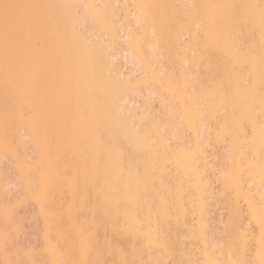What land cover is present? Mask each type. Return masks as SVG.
Returning <instances> with one entry per match:
<instances>
[{
    "label": "bare ground",
    "instance_id": "obj_1",
    "mask_svg": "<svg viewBox=\"0 0 264 264\" xmlns=\"http://www.w3.org/2000/svg\"><path fill=\"white\" fill-rule=\"evenodd\" d=\"M126 1L0 0V5L4 3L56 5L59 7L41 8L34 11L49 19L64 17L68 20L66 24L57 25L54 22L46 24L35 38L29 53L31 65L30 91L25 94H21L12 83L6 87L4 42L2 30H0V264H10L12 261L21 260L40 261L42 264H55L59 260H91L93 262L100 261L101 264H119L125 259L139 262L162 261L163 264H179L184 258L186 261L182 260L181 263L190 261L192 257L190 258L185 252H181L182 255L185 254L184 258L181 254L178 256L179 252L186 248L185 239L180 242L179 237L193 234L191 229L188 230L189 227L186 225L188 222L185 221L184 215L186 216L188 209L194 204L191 203L195 201L192 196H196L197 204L201 207L199 209H203V198L208 195L214 196L217 193H214L216 187L212 185V190L211 187L208 189V191L211 190V193L204 195L206 184L209 186L208 184L212 181L206 182L209 172L207 175L203 174L199 164L202 161V165L210 166L211 169L213 162L211 163L210 159L207 161L205 154H199V150L204 145L203 141L207 140L209 133L212 134L209 130L216 129L218 124L217 132L216 130L213 132L214 138L217 136L214 141L217 142L218 139L219 143L224 142L221 143L223 147L230 143L229 146L220 147L223 148V152L225 149L228 154L230 151L247 148L249 137L245 135L246 132L259 126L261 107L258 69L254 106L249 113L241 105L243 92L241 80L245 79L246 76L239 71H226V57L223 52L217 47L205 49L203 45L201 47L200 43H203L204 36L202 20L206 16L224 17L231 11L205 6L255 5L254 8L243 10L246 15L254 18L255 24L251 28L245 29L242 38L253 49L258 63L261 43L260 0H129L133 4L136 3V8L131 5L130 7L127 6ZM166 1L167 3H165ZM193 4L202 7H190ZM69 5L103 7L80 9V14L83 15L80 17L77 14L79 9L65 7ZM122 5L124 8H122L123 18L126 17L128 22L124 24H128L132 28L123 24V19L119 13ZM87 19L92 20L95 24L92 22L90 24L93 26L86 24ZM170 24L171 26L173 24L174 29L171 28ZM135 25H139L141 28L139 35L134 31ZM196 31H200L202 34H199L200 36L197 34V37ZM169 33H172V37L174 35V40H169L171 38ZM180 33L182 36L185 34L189 36V40H187L186 50L184 45V47L181 46L185 52L181 57L178 56V59L175 57V52L172 54L167 46L171 47L173 43V48H176L175 44L181 48ZM104 35H107V38ZM153 35L157 37L154 36L157 41L153 40ZM164 43H166L167 49L162 46L163 50L161 51V44ZM142 44L146 52H144ZM158 47H160L159 53L156 51ZM199 48H203L202 52ZM178 51L176 50L177 55ZM155 52L158 54L164 52V57L170 52L173 58L178 59L179 65L175 64V60L173 62L170 60L172 55L168 53L171 57H167L174 67H171L168 62L167 66L164 65L168 68H164L163 71L161 68L166 57L161 62V54L158 55V59ZM153 61L159 65L162 64V67L160 65L161 68H158L156 63L153 64ZM201 65H204L205 70L203 69V71H205L206 78H203L205 81L207 80L205 82L207 86L204 83V89L202 85H199L201 84L199 82L201 76H198V80L196 77V81L193 80V82H198L192 91L197 90L193 92L195 95L193 94L192 98H199L201 101V96L207 97L215 92L221 80L226 79L232 86L234 101L225 104L219 95L212 101L203 100L201 106L207 110L213 123L217 122V124H214L215 128L213 127V129L212 124L209 126L207 122V129L205 130L204 128H192L187 121H183L185 126L188 124L193 131V145L189 146L191 143L188 141L190 143L188 144L186 141L188 139L184 138L183 132L178 128L179 123L183 124L180 119L182 112L171 110L173 106L177 105L171 104V102L167 103L168 100H164L163 95L159 94L161 95L158 96L159 105L163 108V114L160 115L164 118L162 121L156 120L157 118L149 108L146 107L150 111L145 112L142 109L144 107L140 106V102L135 100L136 97L130 95V89L135 88L136 83L140 85L139 79L137 81L136 78L134 81L138 70L136 67H141L140 70L144 68L150 71L149 79L144 78L147 79L146 83L148 80H153L152 83L155 81L161 84L165 80V86L168 88L166 93L173 96L178 95L177 99L183 108L184 96L189 95L188 90L190 92L191 89L189 88L193 85H190L191 76L194 74H192L193 67L195 70L198 68L199 71ZM175 66L181 67L183 72ZM156 68L160 70L157 71ZM173 68L178 69L180 74L178 75ZM197 74L198 72L195 73L196 76ZM179 76L180 78H178ZM186 83L189 87L181 93L179 90L184 88ZM165 86L164 88L161 87V90L165 89ZM196 86H199V89ZM152 89L154 88L152 87ZM159 91L157 89L149 90L150 93L155 92V96ZM150 95L146 98L152 99L149 98ZM166 96L169 97L170 95ZM137 98L139 99V95ZM170 99L169 101H171ZM148 103L149 100L147 106H151ZM138 105L140 109H138ZM139 110L140 113L142 110L141 114ZM25 111L29 113V116L22 115ZM176 116L179 119L178 123L175 122ZM218 116L220 118H217ZM244 122H247L251 128L248 130L244 128ZM153 123H159L161 127L167 125V137L180 144L175 145L173 143L171 151L165 148L163 142L151 147L141 144L134 135V130L141 128L145 132L150 131ZM225 132L229 133V141L226 140L227 142L223 141L225 140ZM100 140H103L105 144L106 161L108 160L107 150L112 145L123 146L122 151L112 152L111 155L113 159L121 161L125 175L120 176L117 170L111 167L95 168V147ZM109 141L112 142L111 145H109ZM209 141L207 140L208 143ZM251 146L255 149L256 154L254 180L259 185L258 137L255 144ZM196 155L200 157L197 158L200 162L196 159L198 164L196 161L193 164L190 156ZM226 156L224 154L223 159ZM29 168L32 171L29 175L23 176L22 174ZM36 168H40L46 173L43 195H39L33 190V177ZM137 170L141 171L140 176L135 174ZM226 172L227 170L224 169L221 172L223 177L221 176L222 179H219L222 180L223 186L226 182L224 195L229 189L227 187L229 184L236 192L233 195L236 194L237 198L243 197L249 207L248 191L243 190L242 182L244 180L241 181L240 187H236L230 182ZM204 175L207 176V179ZM21 176L22 178L18 179ZM106 176L109 181L115 182L118 186L116 198L123 201L129 209L138 210L142 223L158 230L162 247L149 244L141 231L134 229L131 224L126 225L123 219L117 224L115 214L105 216L95 213L94 209L98 197L102 189L106 190L108 187L104 182ZM76 177H79L78 188L73 183ZM211 179L213 178L211 177ZM248 182L249 180L246 183L248 184ZM190 188L194 189L195 193L192 191L194 195H191V192V197L187 198L186 192L187 190L190 191ZM190 198L192 201L189 200ZM208 198L210 199V196ZM211 198L213 199V197ZM237 198H234V202L237 201L238 203ZM185 199L187 200L185 201ZM256 199L255 197L254 214L250 207L249 211L254 221L259 224L261 232L260 205ZM169 204L173 207L172 213L157 216L156 208L159 206L166 207ZM211 210H213L210 211L213 215L216 210L214 211V207ZM232 210L236 213L239 212L233 207ZM124 211L123 207L119 209L121 217H123ZM201 211L203 210H199V212ZM9 214H11L17 230L10 236L6 244L4 235ZM201 214L202 212L198 215L200 217L196 218V221L198 220L197 234L206 246L208 241L204 228L206 223ZM238 215L239 213L235 216ZM236 218L232 224L239 235L236 237L237 241L234 247L243 254L248 249V245L250 246L252 237L250 236V228L247 227L248 224L239 217ZM208 219L206 218L207 221ZM175 226H179V229L177 230ZM82 227L90 229L93 240L91 246L85 247L81 244L80 230ZM245 233L247 234L246 243L241 240ZM256 244L258 250L256 249L257 252L255 250L256 254L254 255L255 261H258L260 259L259 243ZM189 249H187V253L191 252ZM191 254L196 255L194 252ZM204 256L206 264H211V262L233 264L231 258L223 257L220 261L209 252H205ZM239 260H242V256H238Z\"/></svg>",
    "mask_w": 264,
    "mask_h": 264
},
{
    "label": "snow or ice",
    "instance_id": "obj_2",
    "mask_svg": "<svg viewBox=\"0 0 264 264\" xmlns=\"http://www.w3.org/2000/svg\"><path fill=\"white\" fill-rule=\"evenodd\" d=\"M59 7L56 5H40V4H26V3H4L0 5V30H2V38L4 42V61H5V84L6 87L9 83H12L17 87L21 94H25L30 91L31 85V65L29 53L35 38L39 35L42 28L50 23L54 22L57 25L68 23L67 18L57 17L49 19L39 15L36 9ZM65 7H72L76 9H84L91 7H103L95 5H69ZM192 8L202 7L198 5H191ZM205 7H218L231 10L227 16H206L202 20V26L204 31L203 47L205 49L217 47L226 57V71L231 70L233 72L239 71L246 76L241 80V87L243 92L241 94L242 107L251 113L256 91V76L258 69L259 86H260V120L258 128L253 127L246 134L249 137V147L240 149L237 151H231L227 154L223 163L227 166V176L230 182L236 187L241 186V181L247 173V179L251 181L248 183V200L249 207L255 209V194L252 191L254 186V164H255V149L251 146L254 145L256 139H259V176H260V223L261 232L259 235V255L258 261L253 260H239L236 264H264V0H260V15H259V29H260V52L257 63V58L254 55L253 49L243 40V33L246 28H251L255 24L253 17L245 14L243 10L254 8L255 5H215ZM79 14V13H78ZM67 38V37H66ZM189 85L186 83L184 88L180 89L181 93L185 92ZM219 95L225 104L234 101V95L232 86L228 81L221 80L218 88L215 92L211 93L207 97H201L202 100H215ZM182 114L180 116L181 121H187L192 128H204L207 129V110L196 102L194 98L184 96ZM23 116H29L27 111L22 113ZM181 129L183 124L179 126ZM168 127L167 125L161 127L159 123H153L151 130L145 132L141 128L134 130V135L137 140L146 147L155 146L158 143L163 142L165 148L169 151L172 150L173 141L167 137ZM224 137L227 140L229 133L225 132ZM54 143V141H52ZM112 142L109 141V145ZM212 149L211 141L199 150V154H210ZM123 150V146L112 145L108 150V160H105L106 150L103 140L98 141L95 147L94 154V166L99 169L101 167H111L117 170L120 176L125 175V169L119 159H113L112 152H120ZM193 164L197 159V156H190ZM31 168L24 172L22 175L27 176L31 172ZM140 176L142 173L137 170L135 173ZM46 173L41 171L40 168H36L35 176L33 177V190L39 195L44 194V177ZM22 178L18 177V179ZM105 184L108 185L106 190L102 189L100 196L98 197L95 205V213L105 216H113L115 214V222L120 223L121 219L124 220L126 225L131 224L134 229L142 232L144 239L151 245L161 246L162 241L158 230L153 229L150 226H146L141 222L139 211L129 209L127 205L116 198V192L118 186L115 182L109 181L108 177H105ZM73 183L79 185V177L74 178ZM124 208L123 217L119 214V209ZM173 207L171 204L168 206H159L156 208L157 216L160 214H171ZM15 222L12 220L11 214H9L8 222L5 226L4 240L7 244L10 236L16 231ZM81 244L85 247L91 246L93 240L88 227L81 228ZM245 233L241 240L246 243ZM10 264H42L40 261H12ZM55 264H101L100 261L91 260H59ZM119 264H163L162 261H129L122 260ZM189 264V262H184ZM211 264H218V262H211Z\"/></svg>",
    "mask_w": 264,
    "mask_h": 264
},
{
    "label": "rangeland",
    "instance_id": "obj_3",
    "mask_svg": "<svg viewBox=\"0 0 264 264\" xmlns=\"http://www.w3.org/2000/svg\"><path fill=\"white\" fill-rule=\"evenodd\" d=\"M128 1V2H127ZM126 1V5L127 6H129L130 7V5L131 6H133L134 8H136V3L135 4H133V2H131V1H134V0H131V1H129V0H127ZM130 2V3H129ZM165 3H167V1L165 2ZM133 4V5H132ZM119 5H121L120 3H119ZM124 5V4H123ZM123 5L121 6V12L119 11V13H120V17H122L121 19H123V24L126 22V23H128L126 20V17H124L123 18V16H124V12H123ZM135 5V6H134ZM132 7V8H133ZM123 8V9H122ZM133 8V10H135ZM79 15H80V17H83V15H81L80 13H81V10L79 9ZM77 13V14H78ZM92 22V20H90V19H87L86 20V24H89L90 26H93V25H91L90 23ZM171 23V22H170ZM92 24H95V23H93L92 22ZM88 25V26H89ZM125 26H127L126 24H124ZM139 25H135L133 28H135V30L134 31H136L137 32V34L139 35V32H141L140 31V26L138 27ZM170 26H171V24H170ZM173 27V29H174V26H173V24H172V26H171V28ZM128 28H132L131 26L129 27V25H128ZM136 28H137V30H136ZM138 28H139V30H138ZM170 28V29H171ZM179 29V28H178ZM170 32H171V30H170ZM179 32H180V30H179ZM197 32V33H196ZM196 32H194V33H196L195 35L197 36V34H198V36H200L202 33H200V31H196ZM194 33H193V35H194ZM172 33H169L168 35L170 36ZM181 34V33H180ZM200 34V35H199ZM177 35L179 36V34L177 33ZM184 35V34H183ZM188 35V34H187ZM194 35V36H195ZM155 35H153V40H155L156 38L154 37ZM177 36V37H178ZM185 36V37H184ZM184 36H182V34L180 35V47L182 46V47H184V49L186 50L187 49V40H189V36H186V34L184 35ZM197 36V37H198ZM104 37H106L107 38V35H104ZM103 37V38H104ZM246 37V36H245ZM174 38V35H173V37H172V35H171V38L169 39V40H172ZM192 38V37H191ZM200 39H201V37H200ZM174 40V39H173ZM183 42H182V41ZM244 40V39H243ZM155 41H157V40H155ZM186 41V43H184ZM245 41V40H244ZM169 43H170V41H168ZM201 42H202V39H201ZM172 43V42H171ZM184 43V44H183ZM165 44L166 43H164V44H161V51L163 50V47L162 46H165ZM168 44V43H167ZM201 44V47H202V45H203V43H200ZM184 45V46H183ZM142 47H144L143 46V44L141 45ZM159 46V45H158ZM167 46V45H166ZM166 46H165V49H167L166 48ZM173 46V43H172V45H171V47L168 45L167 47L169 48V50H170V52L173 54L174 52V54H176L175 55V57H177L178 58V56L179 57H181L182 55H183V53L185 52V50L181 47V48H178L177 46H176V44H175V47L176 48H173L172 47ZM120 47H122L121 45H120ZM200 47V46H199ZM144 49V52H146L145 51V47L143 48ZM142 49V50H143ZM160 49V47H158V49L156 50L157 52H158V50ZM164 49V51H167V50H165ZM174 50L173 52H172V50ZM181 49V50H180ZM200 49V48H199ZM176 50L178 51V50H180V51H178V55H177V52H176ZM184 50V51H183ZM201 50H203V48H201L200 49V51ZM199 51V52H200ZM157 52H155L156 54H157V58L159 59V57H158V55L160 56V54H158ZM170 52H168V53H170ZM182 53V54H179V53ZM199 52H198V54H199ZM202 52V51H201ZM200 52V53H201ZM168 53L166 54L168 57H171L170 56V54L168 55ZM164 52L161 54V57H160V59H161V62L164 60V58L166 57V61L164 60V62H163V67H162V64H160L161 65V67H160V65L158 64V63H160V61L158 60V63L155 61H153V64H155L158 68L160 67L163 71L165 70V69H167L168 67H165V66H167V64H168V62L171 64L174 60V62H175V64L177 63V62H179L178 61V59L176 60V58L174 59L173 58V55H172V57L170 58V60L172 61H170L169 59H168V57L167 56H165L164 57ZM169 60V61H168ZM140 65H141V63H139ZM169 64V65H170ZM174 64V65H175ZM201 64H203V63H201ZM154 65V66H155ZM165 65V66H164ZM173 64H171V67H174V66H172ZM177 66L179 65V63H177L176 64ZM196 66V65H195ZM198 66V65H197ZM170 67V66H169ZM176 67V66H175ZM180 67V66H179ZM201 68H199L200 70L198 71L197 69L195 70V68L193 67V71H192V68H191V71H192V78H191V80H192V82L190 83V85L191 84H193V85H191L190 86V88L189 89H191V91L189 92V90H188V93H189V95H190V93H191V95L189 96V95H187L188 97H192L193 96V92H196V90L195 91H192V90H194L195 89V87H194V85H196V83L198 82H195L196 81V77H197V80H198V76H201L200 78H199V82L201 83V84H199V85H202L203 86V84L207 81H205L204 79L206 78V76H205V71H203V69H204V65H201L200 66ZM138 70H137V75H138V77H137V75H136V73H135V75H136V77H134V81L136 80V78H137V81H138V79H139V81H140V85H138V83H136V86H139V87H136L135 86V84L134 85H132L133 87L135 86V88H131L130 89V95L132 94V97H136V101L137 102H140V106H143L144 108H142V109H144L145 110V112H147L148 113V111H150L151 110V113L153 112L154 113V115H155V117L157 118H155L156 120H158L159 119V121H162L163 120V118H162V115H160L161 113L163 114V108L161 107V105H159L160 104V102H159V97L158 96H161V95H163V99L164 100H166L167 101V103H170L171 102V104H174V105H177V106H173V108L171 109V110H175L176 112H182V106H181V104H180V102H179V99H177V97H178V95L176 96H173V95H171V94H168V93H166V92H168V88L165 86V83H164V81H163V83L161 82V84H159L158 82L156 83L155 81L152 83V81L153 80H148L147 81V83H146V80L147 79H149V77H150V71L149 70H145L144 68L143 69H141L140 70V68L141 67H136ZM158 68H156V70L158 71V70H160V69H158ZM165 68V69H164ZM176 68H178V67H176ZM179 70L181 69L182 70V72H183V69L180 67V68H178ZM176 70L175 68H173V70H176L175 72L179 75L180 74V72H179V70ZM146 72L145 74H144V71ZM161 70V71H162ZM170 70H172V68H170ZM180 70V71H181ZM194 70H195V72H194ZM205 70V69H204ZM140 71H142V72H140ZM184 71L186 72V70L184 69ZM203 71V72H202ZM184 72V73H185ZM196 72H198V74H200V75H198L197 74V76L195 75V73ZM201 72V73H200ZM140 73V74H139ZM149 75H148V74ZM202 73H203V76H202ZM141 75V76H140ZM143 76H145V77H143ZM195 76V77H194ZM177 77V76H176ZM203 77H205V78H203ZM144 78H147V79H144ZM178 78H180V76L178 77ZM141 79V80H140ZM193 80H195L194 82H193ZM133 81V80H132ZM142 81H144L143 83H142ZM204 81V82H203ZM166 82V81H165ZM135 83V82H134ZM142 83V84H141ZM149 83V84H148ZM209 83V82H208ZM150 84H151V86H150ZM159 84V85H158ZM164 84V85H163ZM167 85V84H166ZM205 85H206V83H205ZM210 85V84H209ZM160 87V88H158V87ZM164 86H165V89H167V90H165V89H163V90H161L162 88H164ZM200 86V88L201 89H203V87H204V89H205V86ZM207 86V85H206ZM151 87V88H150ZM152 87L154 88V89H152ZM162 87V88H161ZM192 87V88H191ZM170 88V87H169ZM196 88H198L199 89V86H196ZM141 89H142V91H141ZM154 91V90H158L159 91V89H160V91H159V93L157 94L156 93V95L157 96H155L154 95V93L155 92H149V90L150 91H152V90ZM137 90H139L140 91V94H138V92L139 91H137ZM148 90V91H147ZM145 91H147V92H145ZM145 94H144V93ZM161 92V93H160ZM163 92V93H162ZM166 95H170L169 97L171 98H169L168 96H166ZM143 94V95H142ZM151 94V95H150ZM159 94H161V95H159ZM200 94V93H199ZM135 95V96H134ZM137 95V96H136ZM138 95H139V99L137 98L138 97ZM148 95H150L151 97H149V98H152V99H147L146 97L148 96ZM195 95V94H194ZM143 96L145 97L144 99H143ZM166 96V97H165ZM201 96V95H200ZM155 97H157V98H155ZM199 97V96H198ZM202 97V96H201ZM154 98V99H153ZM174 98H175V101H174ZM197 98V97H196ZM138 99V100H137ZM146 99H147V101H146ZM169 99L171 100V101H169ZM173 99V100H172ZM148 100H149V103H148V105H151L152 106V109H151V106H147V102H148ZM153 100V101H152ZM178 100V101H177ZM196 102H198V103H200V104H202L204 101L203 100H201L200 101V99L198 98V99H194ZM174 101V103H172ZM150 102H151V104H150ZM139 106V105H138ZM140 106H139V108L138 109H140ZM207 106V105H206ZM146 107L147 108H149L150 110H148V109H146ZM162 109H161V108ZM177 109H175V108ZM179 107V108H178ZM181 108V109H180ZM143 110V111H144ZM147 110V111H146ZM173 110V111H174ZM139 113H140V110H139ZM141 113H142V110H141ZM140 113V114H141ZM152 113V114H153ZM150 114V113H149ZM148 114V115H149ZM161 116V117H160ZM150 118H151V115L149 116ZM160 118H161V120H160ZM217 118H220V116H218ZM216 118V119H217ZM260 120V119H259ZM177 121H179V119L177 118V116H176V119H175V122H177ZM217 121H219V119H217ZM207 122L209 123V126H210V124H212L211 125V127L213 128H215V126H214V124L216 125L217 124V122L216 123H213V120H211V118L208 116V118H207ZM178 123V122H177ZM183 123V122H182ZM245 123V124H244ZM243 123V126L245 125V127L244 128H246L247 130L249 129V128H251L250 127V125L247 123V122H244ZM248 124V125H247ZM177 126H178V124H176ZM181 124L179 123V126H180ZM190 126L188 125V124H186V126H185V122L183 123V127H182V129L180 128V127H178V128H180L181 129V131L183 132H181L182 134H183V136H184V138L185 139H188V140H186L187 142H188V144H190L189 146H191V145H193V131H192V129H190L189 128ZM216 127L218 128L219 126H218V124L216 125ZM248 127V128H247ZM211 128V129H212ZM213 128V129H214ZM216 128V129H217ZM216 129H214V130H209V132H212V134H210V136H209V134L207 135V140L209 141L210 139H213V140H210L211 141V144H212V149H211V153L210 154H208V155H206L205 154V156H207V161H209V159H210V162L212 163V167H211V169H210V166L208 167V166H204V165H202L203 163H202V161L200 162L198 159L200 158L199 156L197 157L198 159H197V161H199L200 162V164L199 165H201V166H199V168H200V171H202V173L203 174H205V175H207L208 174V172H209V174L207 175L208 176V180L206 181L207 183L208 182H211L212 181V183H209L208 185L209 186H207V184H206V187H205V190H206V192L208 191V189H210V187H211V190H212V185L214 186L215 185V187H216V189H215V192L214 193H216V195H214V196H212V195H208L206 198L204 197L203 199H204V204H203V206H202V208L203 209H199V208H201L197 203V199H196V196L194 195V189L192 190V188H190V191L189 190H187V192H186V194H188L187 195V198H189V196L191 197V195H194V196H192V198H195V201L193 202L192 200H191V198L189 199V200H191L192 202L191 203H194L193 204V206H189L190 208L188 209V207L186 208V209H188V211H187V213H186V216L184 215V218L186 219L185 221L186 222H188V223H186V225H188V227H189V229L188 230H192V232H193V234H190V235H187V236H185V237H179V240H180V242H181V240H183V239H185V245H186V248L188 249V248H190L189 250H191V252H194V253H196V255L195 254H191V252H188L187 253V249L186 248H184L183 250H181L180 252H179V255L178 256H181L182 255V253H184L185 252V254H187L190 258L192 257V259H190V261H189V264H193V263H198V264H206V261H205V256H204V254H205V252H209L212 256H214V257H216L217 259H220V261L222 260V258L223 257H225V258H231V261H232V263L233 264H236V262L238 261V256L239 257H241L242 256V260H245V259H247V260H253V261H255V255L254 254H256L255 253V250L257 249L258 250V247L256 246L257 244V242H258V239L259 238H257V237H259V235H260V227L258 226L259 224L258 223H256V221H254V219L252 218V216H251V214H250V211H249V207H248V205H247V203H246V200L245 199H243V197H236L237 195L236 194H234L233 195V193L235 192V191H233V187H230L229 186V184H228V186L227 187H229V189H228V191H226V194H227V192H228V194H227V196H226V194L224 195V192H225V189H226V182H225V186H223V182L221 183V181L222 180H219V179H222V175H221V172H223L224 171V169L225 170H227V166L226 165H224V163H223V161H224V159H226V157H224V159H223V156H224V154L225 155H227V153H226V150L224 149V152H223V148L224 147H226V146H229L230 145V143H229V145H226V146H222V144L221 143H224V142H220L219 143V141H218V139H217V142L216 141H214V140H216L215 138H217V136L214 138V131L216 130ZM246 129H245V131H246ZM250 130V129H249ZM216 132H217V130H216ZM249 132V131H248ZM248 132H246V133H248ZM185 133V134H184ZM245 133V132H244ZM213 135V136H212ZM246 135V134H245ZM186 136V137H185ZM248 137V136H247ZM205 139H206V137H205ZM204 139V140H205ZM249 139V138H248ZM207 140H205V141H203L202 143L204 144V145H207L208 144V142H207ZM192 141V142H191ZM214 141V142H213ZM223 141H226V139L225 140H223ZM227 141H229V139H227ZM226 141V142H227ZM186 142V143H187ZM175 145H178V144H180L179 142H173ZM178 143V144H177ZM205 143H207V144H205ZM216 144H217V146H216ZM221 146H220V145ZM225 144H227V143H225ZM204 145H203V147H204ZM219 145V146H218ZM177 147V146H176ZM213 147H214V149H213ZM219 147V148H218ZM220 147H223L222 149L220 148ZM249 147V146H248ZM217 149H219V150H217ZM232 150V149H231ZM219 151V152H218ZM214 152V153H213ZM231 152V151H230ZM213 153V154H212ZM219 154V155H217V154ZM224 153V154H223ZM211 155V156H210ZM214 155V156H213ZM221 155H222V157H221ZM197 156V155H196ZM219 156V157H218ZM208 157H210V158H208ZM216 159H214V158ZM256 157V156H255ZM213 158V160H211ZM218 158V159H217ZM222 158V159H221ZM256 159V158H255ZM259 160H260V158H259ZM196 161V162H197ZM218 161H222L221 163L220 162H218ZM215 163V164H214ZM223 163V164H222ZM197 164H198V162H197ZM214 164V165H213ZM214 166V167H213ZM222 166V167H221ZM206 167H208V168H206ZM202 168V169H201ZM212 169H213V171H212ZM221 169H222V171H221ZM221 172H220V171ZM201 173V174H202ZM213 173H216L215 175L213 174ZM182 174V173H181ZM202 174V175H203ZM247 174V173H246ZM245 174V175H246ZM183 175V174H182ZM204 175V176H205ZM211 175H213V176H215V177H213V176H211ZM207 176H205V179H207ZM210 176V177H209ZM219 176H220V178H219ZM222 176V177H221ZM186 177V176H185ZM211 177L213 178V179H211ZM218 177V178H217ZM245 178H247V175H246V177H244V181L242 182V184H243V187L245 188H247V181H248V179H245ZM216 179V180H215ZM218 179V180H217ZM213 180H214V182H213ZM246 180V181H245ZM257 181V180H256ZM251 181H249L248 183H250ZM259 183V182H258ZM223 186V187H222ZM256 186H257V188H256ZM225 187V188H224ZM254 188H252V190H253V192L255 193V197L257 198L256 200H257V203H259V205H260V195H258L260 192H261V186H260V183H259V185L257 184V182L255 183V186H253ZM230 188H232L231 190H230ZM243 188V190L245 191H248V188L246 189H244ZM189 189V188H188ZM211 190H209L207 193L206 192H204V195L205 194H210L211 192ZM194 193H193V192ZM258 191H260V192H258ZM191 192H192V194H191ZM258 192V193H257ZM236 193V192H235ZM191 194V195H190ZM256 195H258V196H256ZM186 196V195H185ZM210 196V199L208 198ZM216 196V197H215ZM211 197H213V199L211 198ZM208 198V199H207ZM237 198L238 199V203H237V201L236 202H234L235 201V199ZM187 199H185V201H186ZM189 200H188V203H190L189 202ZM194 200V199H193ZM259 201V202H258ZM214 204V205H213ZM186 205H188L187 203H186ZM192 205V204H191ZM236 206V207H235ZM239 206V207H238ZM213 207H214V211L215 212H213V215L211 214V212L213 211V210H211V209H213ZM232 207H233V209H238V213H239V215L238 216H235V215H237L238 213H236L234 210H232ZM199 210H203V211H201L202 212V216H203V219H205V223L206 224H204V228L206 229V235H207V239H208V241H207V245L205 246L204 245V243H202V241H201V239H200V237L198 236V234H197V231H198V226H197V221H196V218L197 217H200V216H198L201 212H199ZM211 211V212H210ZM234 211V212H233ZM207 212H210V213H207ZM199 213V214H198ZM217 215H216V214ZM236 213V214H235ZM209 214V215H208ZM216 216V217H215ZM214 217H215V219H214ZM236 217H239L242 221H244V223H247L248 225H247V227H249L250 229V236L252 237V242H253V245H251L252 244V242H250L251 244H250V246L248 245V249H246V251H245V253H239V250L237 249V248H235L234 246L236 245V241H237V236L239 235L238 233V231L236 230V228L233 226V224L232 223H234L235 221H236ZM206 218H209L208 219V221L206 220ZM213 218V219H212ZM212 219V220H211ZM176 225V224H175ZM176 228H177V230L179 229L178 227L179 226H175ZM182 227V226H181ZM187 227V228H188ZM191 232V231H190ZM249 236V237H250ZM257 241V242H256ZM213 243L215 244L214 246H213ZM256 244V245H255ZM257 250H256V252H257ZM182 252V253H181ZM189 253H190V255H189ZM181 254V255H180ZM184 254V255H185ZM241 254V255H240ZM184 255H182L183 256V258H184ZM187 256V257H188ZM188 257V258H189ZM180 258H182V257H180ZM179 258V259H180ZM187 258V259H188ZM182 260H185V258L184 259H182ZM182 260H181V262H182ZM180 261V260H179ZM186 261V260H185ZM184 261V262H185ZM187 261V262H188ZM195 261H197V262H195ZM219 261V260H218ZM180 262V263H181ZM179 263V264H180ZM181 264H183V263H181Z\"/></svg>",
    "mask_w": 264,
    "mask_h": 264
}]
</instances>
